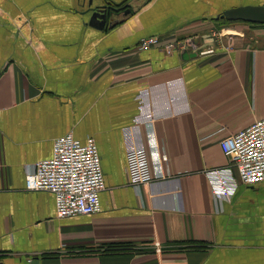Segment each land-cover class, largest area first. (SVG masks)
<instances>
[{"label": "crops", "instance_id": "0c3cea01", "mask_svg": "<svg viewBox=\"0 0 264 264\" xmlns=\"http://www.w3.org/2000/svg\"><path fill=\"white\" fill-rule=\"evenodd\" d=\"M105 5L122 10L108 29L92 22ZM240 5L264 0H0V264H264V182L228 202L205 174L230 164L223 139L264 118V25L214 33ZM153 36L199 52L138 48ZM147 89L166 177L136 190L124 130ZM70 133L96 140L106 190L99 213L60 219L26 175ZM117 244L133 249L101 250Z\"/></svg>", "mask_w": 264, "mask_h": 264}, {"label": "built area", "instance_id": "2783aa9c", "mask_svg": "<svg viewBox=\"0 0 264 264\" xmlns=\"http://www.w3.org/2000/svg\"><path fill=\"white\" fill-rule=\"evenodd\" d=\"M195 38L179 39L164 43L160 37H147L140 41L142 51L158 48L167 54L175 50L194 49ZM196 46V47H195ZM214 50L201 52V55ZM181 80L170 82L171 88ZM150 90H143L137 96L139 114L133 125L124 130L127 153V170L130 185L139 190L166 177L152 126L157 114L153 108ZM147 128L146 144L141 141V128ZM221 149L230 164L205 171L213 195L219 200L231 201L240 185L253 187L264 182V118L249 128L221 141ZM26 190L50 192L55 196L58 218L91 216L101 211L100 195L106 190V179L96 140L85 142L67 134L55 140L52 156L32 166L26 175ZM155 252L162 247L155 245Z\"/></svg>", "mask_w": 264, "mask_h": 264}, {"label": "water", "instance_id": "95a60500", "mask_svg": "<svg viewBox=\"0 0 264 264\" xmlns=\"http://www.w3.org/2000/svg\"><path fill=\"white\" fill-rule=\"evenodd\" d=\"M92 3V0H90ZM133 9L131 6H126L124 10L125 16L132 14ZM120 10L110 5H105L98 8L94 12L93 23L95 26L108 29L112 28L113 24L110 22L111 15H118ZM218 21L226 20L228 22H243L253 25H264V5H240L225 10L221 15L216 18ZM196 55V54H194ZM35 260L33 264H37Z\"/></svg>", "mask_w": 264, "mask_h": 264}, {"label": "trees", "instance_id": "16d2710c", "mask_svg": "<svg viewBox=\"0 0 264 264\" xmlns=\"http://www.w3.org/2000/svg\"><path fill=\"white\" fill-rule=\"evenodd\" d=\"M127 4V5H126ZM126 6H128V2L125 3ZM124 5V6H125ZM123 6V7H124ZM114 7V6H112ZM116 8V7H115ZM119 9L120 11L121 10V7L117 8ZM124 11V10H123ZM222 22H226V23H232V22H228L226 20H221ZM123 248V249H122ZM126 249V250H125ZM130 249H133V247L129 244H117V245H108V248L106 247H102L101 250H105V253H110V254H116L118 252H123V251H130Z\"/></svg>", "mask_w": 264, "mask_h": 264}, {"label": "rangeland", "instance_id": "374dc122", "mask_svg": "<svg viewBox=\"0 0 264 264\" xmlns=\"http://www.w3.org/2000/svg\"><path fill=\"white\" fill-rule=\"evenodd\" d=\"M220 22V23H219ZM237 23V25L236 26H241L240 25V23L241 22H236ZM216 24H218V26L220 27H218L219 29H217L214 33L219 37V36H221V35H225V36H228V37H230L231 35H234L233 33L232 34H230V32H233L231 29H230V31H228L229 32V34H227L228 32H227V30L226 31H224L223 32V30H225V29H229L228 28V26H235V25H233V23H226V22H222V21H217V23ZM242 24V23H241ZM222 25V26H221ZM225 25V26H224ZM246 26H249L248 24H245ZM237 35H239V36H244V32H238L237 31ZM198 44V43H197ZM199 49H197L196 51H198ZM209 50H212V49H209ZM205 51H207V50H205ZM199 52V51H198ZM201 52H203V51H201Z\"/></svg>", "mask_w": 264, "mask_h": 264}, {"label": "bare ground", "instance_id": "6f19581e", "mask_svg": "<svg viewBox=\"0 0 264 264\" xmlns=\"http://www.w3.org/2000/svg\"><path fill=\"white\" fill-rule=\"evenodd\" d=\"M132 13H133V11H132ZM115 24H113V26H114ZM227 34H229V32L227 33ZM231 34V33H230Z\"/></svg>", "mask_w": 264, "mask_h": 264}, {"label": "flooded vegetation", "instance_id": "af4514ba", "mask_svg": "<svg viewBox=\"0 0 264 264\" xmlns=\"http://www.w3.org/2000/svg\"><path fill=\"white\" fill-rule=\"evenodd\" d=\"M197 46L199 45V44H196Z\"/></svg>", "mask_w": 264, "mask_h": 264}]
</instances>
